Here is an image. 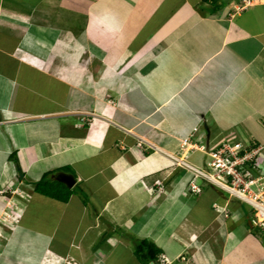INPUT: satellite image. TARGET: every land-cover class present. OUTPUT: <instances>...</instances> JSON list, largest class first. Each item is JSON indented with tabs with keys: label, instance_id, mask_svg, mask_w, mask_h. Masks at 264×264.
<instances>
[{
	"label": "crops",
	"instance_id": "1",
	"mask_svg": "<svg viewBox=\"0 0 264 264\" xmlns=\"http://www.w3.org/2000/svg\"><path fill=\"white\" fill-rule=\"evenodd\" d=\"M243 1L0 0V264H143L105 248L122 227L165 264H264L247 204L191 195L169 157L241 142L264 167V0ZM61 174L68 202L33 191Z\"/></svg>",
	"mask_w": 264,
	"mask_h": 264
},
{
	"label": "built area",
	"instance_id": "2",
	"mask_svg": "<svg viewBox=\"0 0 264 264\" xmlns=\"http://www.w3.org/2000/svg\"><path fill=\"white\" fill-rule=\"evenodd\" d=\"M258 1L244 0L242 7L252 5ZM87 120L82 117L81 123ZM185 146L186 142L184 141L180 149H185ZM201 149L203 150L204 148L201 147ZM261 149L262 147H259L246 151V144L244 143L231 144L226 142L208 154L210 160L205 170L190 165L181 159V156L171 155L169 157L176 166L185 169L193 176V180L189 184L191 195L201 192V188L194 183L195 178H201L247 204L252 209L251 223L264 240V167L258 159ZM249 163L252 164L250 168L247 167ZM154 185L158 192H162V183L160 181H156ZM2 193L4 191H0V194ZM12 214L14 213L12 212ZM15 214L17 215V212ZM16 218L13 222L16 221ZM0 222L7 226L13 223L6 224L4 221ZM1 239H5V235L0 228ZM62 264L80 263L65 258ZM156 264L165 263L160 259Z\"/></svg>",
	"mask_w": 264,
	"mask_h": 264
},
{
	"label": "trees",
	"instance_id": "3",
	"mask_svg": "<svg viewBox=\"0 0 264 264\" xmlns=\"http://www.w3.org/2000/svg\"><path fill=\"white\" fill-rule=\"evenodd\" d=\"M203 3L214 5L217 0H201ZM248 164L247 167H251ZM33 191L44 197L53 199L55 201L66 203L69 201L73 194V189L68 188L65 184L51 180L48 175H44L37 183H35ZM135 257L143 264H156L160 261L161 250L160 248L147 239L137 240L134 249Z\"/></svg>",
	"mask_w": 264,
	"mask_h": 264
},
{
	"label": "rangeland",
	"instance_id": "4",
	"mask_svg": "<svg viewBox=\"0 0 264 264\" xmlns=\"http://www.w3.org/2000/svg\"><path fill=\"white\" fill-rule=\"evenodd\" d=\"M25 1H29V2H31V3H33V2H35L36 0H25ZM193 1V0H192ZM194 1H196V0H194ZM231 2V0H220V4H219V6H220V9L222 8V7H224L225 5H227V4H229ZM202 7V6H201ZM201 7H198V8H201ZM203 8V7H202ZM206 8V9H205ZM199 10H201V11H203V12H206L207 14L208 13H211V9H209L208 7H204L203 9H199ZM250 13V12H249ZM135 21H133L132 23H134ZM140 22V20L139 21H137V23H139ZM131 23V22H130ZM142 35H144V34H142ZM11 195V194H10ZM245 210H249V211H251L252 209L248 206V205H245L244 207H243ZM252 212V211H251ZM16 214H10V213H8L7 211L6 212H3L2 214H1V217H0V221H4V223H6V224H8V223H11V222H13L14 221V219L16 218V216H15ZM27 225V224H26ZM85 225V224H84ZM112 227H114L113 225H111ZM112 227H110V228H112ZM120 227V226H119ZM125 230H124V228L122 227V230L121 231H118L117 233H116V235H118L119 236V238L118 237H115V238H113V237H111L110 236V239L108 238V239H105L104 241H106L105 242V248H115V249H113L112 251H116L117 249H120L121 247L123 248V246L125 245V243L126 244H128V246L126 247V252L124 253L125 255L129 252V251H132V249L133 248H135L134 247V245H135V243H136V241H137V239H134V237H133V235L132 234H128L127 232H124ZM4 235H6L5 233H4ZM88 236H92V232H90L89 234H88ZM105 236H108V233L107 234H105ZM7 237V236H6ZM5 237V238H6ZM115 239V240H114ZM103 240V239H102ZM123 240V241H122ZM126 240V242H124ZM111 241H117L118 242V244L117 245H115V244H111L110 242ZM2 244H4V241H2L1 242ZM123 250H125V248H123ZM59 264H62V261L59 263Z\"/></svg>",
	"mask_w": 264,
	"mask_h": 264
},
{
	"label": "water",
	"instance_id": "5",
	"mask_svg": "<svg viewBox=\"0 0 264 264\" xmlns=\"http://www.w3.org/2000/svg\"><path fill=\"white\" fill-rule=\"evenodd\" d=\"M56 180L65 184L68 188H72L75 184V179L70 175L61 174Z\"/></svg>",
	"mask_w": 264,
	"mask_h": 264
},
{
	"label": "clouds",
	"instance_id": "6",
	"mask_svg": "<svg viewBox=\"0 0 264 264\" xmlns=\"http://www.w3.org/2000/svg\"><path fill=\"white\" fill-rule=\"evenodd\" d=\"M256 148H259V147H254L253 145H251V144H246V151H249V150H251V149H256ZM208 183V182H207ZM209 184H211V183H209ZM155 186V185H154ZM202 191V190H201ZM201 193V192H200ZM199 193V194H200ZM196 195H198V194H196ZM1 228V227H0ZM255 228V227H254ZM2 229V228H1ZM256 229V228H255ZM2 231H3V229H2ZM256 231H258L257 229H256ZM3 233H5L4 231H3ZM259 233V232H258ZM260 235V234H259ZM5 237H6V235H5ZM1 240H3V239H1ZM1 240H0V242H1ZM161 259V258H160ZM63 260L64 259H62V262H63ZM152 263V262H151ZM150 263V264H151Z\"/></svg>",
	"mask_w": 264,
	"mask_h": 264
}]
</instances>
